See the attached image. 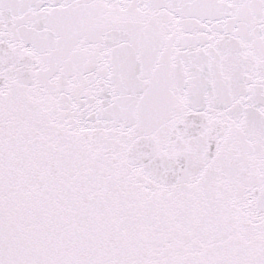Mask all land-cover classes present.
Segmentation results:
<instances>
[{"label": "snow or ice", "instance_id": "snow-or-ice-1", "mask_svg": "<svg viewBox=\"0 0 264 264\" xmlns=\"http://www.w3.org/2000/svg\"><path fill=\"white\" fill-rule=\"evenodd\" d=\"M0 264H264V0H0Z\"/></svg>", "mask_w": 264, "mask_h": 264}]
</instances>
